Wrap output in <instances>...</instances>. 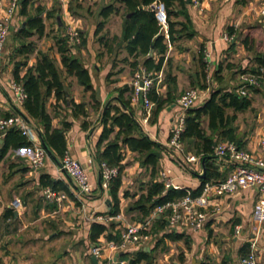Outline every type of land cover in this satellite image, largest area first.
Instances as JSON below:
<instances>
[{
    "label": "crops",
    "instance_id": "crops-1",
    "mask_svg": "<svg viewBox=\"0 0 264 264\" xmlns=\"http://www.w3.org/2000/svg\"><path fill=\"white\" fill-rule=\"evenodd\" d=\"M95 1L98 10L93 13L94 16L89 15L85 0H34L27 5L26 14H22L18 6L11 18L8 40L0 58V114H26L22 105L15 104L9 88L15 62L23 60V54L17 53L20 41L14 39L13 34L19 26L25 24L28 15L37 13V8H40L45 30L42 36L35 34L27 40L33 41L36 49L28 56L27 65H21L19 74L23 75L27 67L34 65L37 50L48 52L59 60L55 42H52L59 33L67 37L68 30H76L78 34L82 32L86 38L85 46L75 49V45H70V52L80 58L88 69L100 107L97 110L91 108L90 92L85 91L73 76H67L65 80L68 98L76 103H86L87 116L73 117L67 104L54 108L53 96L47 102L52 127H61L64 120L71 123L65 134L66 151L77 158L87 171L94 186L91 194L78 193L72 180L48 154L41 168L31 167L32 145L9 149L0 161V264H118L113 260L118 253L120 255L116 260H124L126 264H240L243 246L254 237L258 263L264 264V224L259 225L255 218L259 197L257 187L215 197L214 206L210 207V217L199 230L187 226L173 229L166 223L163 230L153 231V219L150 226L151 240L118 251L108 248L112 242L107 239L110 232L120 231L129 223L142 222L140 213L132 209V205L144 193L147 182L163 180L162 172H165L174 186L195 190L200 186L201 178L197 174L202 172V165L200 160L199 165L191 168L183 153L168 145L169 130L176 112L174 103L165 105L156 116H151L152 106L147 121H143L145 111L142 99L135 96L131 87L132 74L137 68H143V57L134 59L123 46L112 44L111 47L110 42V49L103 45L100 37L104 36L110 41L114 36H121L123 10L120 7L118 13L104 20L100 8L111 0H90L89 4L93 5ZM7 2L0 0V17L4 14ZM187 3L195 34L191 39L168 43L161 69L153 72L154 86L159 95L166 97L167 92H170L175 100L184 89L197 88L200 97L192 107H198L209 98L213 90L237 93L242 74L249 73L251 68L257 71L264 68L256 62L258 56L264 57V0H200L197 6L190 0ZM103 20L104 25L96 31L97 24ZM109 21H114L115 25L107 26ZM225 33L232 35L233 39L226 41L223 38ZM151 51L149 56L156 57L155 52ZM201 53L206 63L204 70L208 68L210 74L219 70L218 78L208 90L198 87L202 83L199 64ZM134 61L137 68L131 64ZM58 63L64 74L65 69ZM243 70L246 73H241ZM71 80L75 81L76 90ZM124 86L131 89L122 92V98L129 100L134 119L143 133L161 145V150L157 152L158 165L152 175L150 167L141 165L140 156L136 152L126 147L123 149L124 168L117 193L119 212L116 215L119 217L109 219L107 217L111 216L109 210L113 200L109 189L102 186V179L98 184L100 167L94 154L102 131L103 107L106 102L119 105L116 98ZM247 96L249 105L245 109L234 111L231 107L226 108V115L230 117L228 128H232V142L238 148L259 155L264 149V73L260 84L252 87ZM84 122L86 128L82 127ZM29 123L36 129L37 124L32 120ZM202 127L206 134L211 133L206 118L202 119ZM225 141L231 140L217 139L216 143ZM102 146L98 149L101 150ZM187 149L185 151L184 148V151L200 157L193 153L197 150L196 145L192 144ZM210 162L219 173L216 181L224 179L234 167V163L215 157L214 154ZM41 174L66 184L70 195L64 192L67 195L65 200L50 203L44 195L46 187L40 184ZM93 222L106 226L114 223V226L107 227L109 229L96 241H91L89 235ZM235 226L240 227L238 232ZM258 230L259 233H256ZM171 231L181 233V238L172 240L162 237ZM93 248H99L100 253L93 254Z\"/></svg>",
    "mask_w": 264,
    "mask_h": 264
},
{
    "label": "trees",
    "instance_id": "trees-1",
    "mask_svg": "<svg viewBox=\"0 0 264 264\" xmlns=\"http://www.w3.org/2000/svg\"><path fill=\"white\" fill-rule=\"evenodd\" d=\"M33 1L21 0L19 3L20 12L26 14L27 5ZM155 3H160L164 7L166 32L158 21L155 11L150 7ZM120 7L123 10L121 36H114L110 41L106 40L103 36L99 40L109 49L110 46H113L112 44L118 47L123 46L134 59L142 56V67L148 72L153 73L161 69L168 43L174 44L184 38L191 39L195 34L188 13L187 0H111L110 3L100 8V15L105 20L111 14L118 13ZM48 15L49 12L47 13V17ZM104 20L97 24L96 31L102 28ZM44 30L45 24L40 8H37L35 15H28L25 19V24L15 30L13 38L20 41L17 53L23 54V60L15 62L13 80L23 85L27 95L22 103V107L26 112L24 114L25 118L28 122L32 120L37 124L36 130L40 140L51 151L53 160L59 162L66 151L65 134L71 123L64 120L61 122V127H52V116L47 112L48 99L52 96L54 97V108H61L62 104L66 105L65 80L67 76H73L83 86L85 91L90 92L91 108L99 109L100 101L98 100L97 91L91 84V75L88 69L80 58L70 52L71 46L65 34L59 33L55 37L56 52L59 54L60 65L65 69L64 74L55 59L48 52L41 50L36 51L34 65L27 67L23 75L19 74L21 65H27L28 56L36 49L34 42L27 40L35 34L42 36ZM164 32L167 34V38ZM229 33H231V30H229ZM79 36L80 43L74 46L77 49L86 44V38L82 32H79ZM109 42L111 43L110 46ZM151 50L155 52L156 57L149 56ZM256 62L259 66H264L263 55L258 56ZM131 64L137 68L136 61ZM199 64L202 72V83L198 87L205 89L207 87L204 70L206 63L203 61L202 53L199 57ZM248 71L249 73H258L256 68H251ZM218 72L219 70L211 74L212 82L218 78ZM241 73L246 72L243 70ZM129 89L128 86H124L119 90V95L116 98L119 105H111L109 102L105 110L103 107L101 112L102 131L97 143L98 147L103 146L101 150L97 147L94 154V159L99 164L105 162L109 166H116L119 171L118 175L112 178L108 184L109 193L113 200V205L109 210V215L111 216H115L119 212L117 193L121 184V172L124 168V164L122 163L124 159L123 149L126 147L130 151L136 152L140 156L141 165L150 167L152 175L156 172L159 160L155 152L161 150V145L151 140L141 130L140 125L133 117L129 100L122 98V92ZM249 90H252V87H249ZM147 96L153 102L151 116H156L165 105L175 102L174 95L167 92V96L163 97L157 93L155 87L148 92ZM69 102L68 108L71 110L73 117L79 115L87 116L86 103H76L72 99ZM248 105L249 99L247 95L241 96L234 91L218 89L213 90L209 98L201 106L191 107L186 111V127L181 137L182 142L190 147L192 144L196 145L197 150L194 153L200 156V160L203 157H207L204 163L205 176L200 179V186L197 189L190 190L192 195L199 194L206 182H215L219 176L216 167L210 162L214 153L213 146L216 144L217 139L234 141L232 128H228L230 117L226 115V108L231 107L234 111H241ZM203 118L207 119V127L211 131L210 134H206L205 129L202 127ZM86 125L84 122L82 127L86 128ZM1 138L3 141L0 145V161L9 149L32 145L16 128L7 130ZM40 184L43 187H50L55 191H63L70 195L66 184L52 179L47 174L40 175ZM185 193L186 189L184 188L169 190L165 187L163 180H151L146 183L144 193L133 203L132 209L140 213V220L143 221L149 217L155 206L178 199L184 196ZM164 216L165 214H161L159 218H154L151 228L153 231H160L165 228L167 221ZM113 226L114 223L106 226L103 223L93 222L90 228V240L96 241L102 233ZM119 233L120 231L110 232L107 239L117 242L119 240ZM181 236V233L175 231L162 235V237H168L172 240L180 239ZM242 252V256L249 252V244L243 246Z\"/></svg>",
    "mask_w": 264,
    "mask_h": 264
},
{
    "label": "built area",
    "instance_id": "built-area-1",
    "mask_svg": "<svg viewBox=\"0 0 264 264\" xmlns=\"http://www.w3.org/2000/svg\"><path fill=\"white\" fill-rule=\"evenodd\" d=\"M20 1L8 0L4 14L0 17V58L8 38L11 18L19 6ZM190 2L194 6H197L200 0H190ZM150 7L155 11L158 21L166 31V15L163 5L155 3ZM262 14L264 15V10H262ZM223 38L229 42L233 39V36L225 33ZM67 40L71 46L77 45L80 43V36L76 30H68ZM205 73L206 90H208L212 79L208 68H206ZM263 73L264 68H260L258 73L242 74L240 76L241 85L237 88V93L241 96L248 95L249 87H255L260 84ZM131 87L135 96H139L142 99L145 111L143 121H147L153 106V102L147 96L148 92L155 87L153 73L146 71L144 68L137 69L132 75ZM9 88L13 94L15 104L18 106L22 105L27 97L23 85L20 82L12 80L9 82ZM199 97L200 90L194 87H188L176 98L173 104L176 106V112L168 137V145L182 152L186 162L193 165H199L200 157L184 151L181 137L186 127V111L194 106ZM11 128L19 130L32 143L33 153L30 158V166L35 169L41 168L44 165L47 152L42 146L37 130L30 125L22 113L16 112L6 116L0 114V137ZM213 152L215 157L234 163L233 169L224 179L215 182H206L197 195H192L189 190H186L184 196L155 206L151 215L145 221L129 223L123 227L119 233V240L117 242H110L108 248L113 251H118L125 249L127 246H136L151 240V220L156 215L161 214H165L168 226L173 229L179 228L180 226H187L193 230H199L210 217V207L214 206L213 201L215 197L227 196L237 190L251 187H257L259 189L255 218L259 225L264 224V149L259 155H255L250 151L238 148L232 141H225L216 143L213 146ZM99 167L102 186L108 188L109 181L118 175V168L116 166H109L105 162H101ZM59 168L65 171L70 177L78 193L88 195L93 192L94 186L90 181L87 171L80 164L79 160L67 151L64 152L60 159ZM162 178L166 188L171 185L174 189L179 188L178 186H174L172 180L167 177L165 172H162ZM44 195L50 203H60L67 198L64 192L55 191L50 187L44 189ZM118 217L119 215H115L107 218L115 219ZM239 229V226H235L236 232ZM257 232L259 233V230ZM250 241L249 252L241 258L240 264H259L254 249L255 237ZM92 252L98 255L100 249L93 248ZM116 262L118 264H126L121 259H117Z\"/></svg>",
    "mask_w": 264,
    "mask_h": 264
},
{
    "label": "water",
    "instance_id": "water-1",
    "mask_svg": "<svg viewBox=\"0 0 264 264\" xmlns=\"http://www.w3.org/2000/svg\"><path fill=\"white\" fill-rule=\"evenodd\" d=\"M187 2H189V0H187ZM151 53H152V51L150 52V54H151ZM64 90H65V95H66V102H67V105H70L69 98H68V93H67V91H66V87H64ZM108 104H109V102H107V103L105 104V106H104V110L106 109V107L108 106ZM2 141H3L2 138H0V145H1ZM41 143H42V146L45 148L47 154L53 158V155H52L51 151L48 149V147H47L42 141H41ZM155 154L158 155L157 152H155ZM206 158H207V157H203V158L201 159L202 172H201L200 174H197V176L200 177V178H202V177L205 176V167H204V163H205V159H206ZM57 163H58L59 166H60V161L57 162ZM63 172H64V174H66L65 171H63ZM66 175H67V174H66ZM67 176H68V175H67ZM68 177H69V176H68ZM69 178H70V177H69ZM100 179H101V177H100L99 180H98V184H99V185H100V183H101V182H100ZM173 188H174V187H173L172 185L168 187L169 190H170V189H173ZM119 255H120V253L116 254L113 260L116 261V258H117Z\"/></svg>",
    "mask_w": 264,
    "mask_h": 264
},
{
    "label": "rangeland",
    "instance_id": "rangeland-1",
    "mask_svg": "<svg viewBox=\"0 0 264 264\" xmlns=\"http://www.w3.org/2000/svg\"><path fill=\"white\" fill-rule=\"evenodd\" d=\"M89 2H90V0H85V3H86V5L85 6H88L89 7V9H88V12H89V15H93L94 16V12H96L98 9H97V3H96V1L94 2V4L93 5H90L89 4ZM90 19V18H89ZM91 20V19H90ZM96 22V21H95ZM86 23H84V25H85ZM115 25V23H114V21H112V22H108V24H107V26H110V27H112V26H114ZM107 28V27H106ZM109 28V27H108ZM7 40H8V38H7ZM7 40H6V43H7ZM52 42L54 43L55 42V39L54 40H52ZM90 43H92L91 42V39H90V41H89ZM6 43H5V46H6ZM56 45L54 44V47H55ZM75 49H77V47L75 48ZM55 50H53V55L55 56L56 54H55V52H54ZM56 58V57H55ZM84 59V58H83ZM84 60H87V58L86 59H84ZM55 61H56V63H57V65L59 64L58 62H59V60H57V58L55 59ZM59 66V65H58ZM213 74V73H212ZM133 75V74H132ZM73 82V87H74V90H76V87H75V81H73V80H71V83ZM180 95V94H179ZM183 145H184V148H185V151L186 150H188L187 148H188V146H186V144L185 143H183ZM190 151H191V148H190ZM193 152V151H192ZM194 153V152H193ZM189 164V166H191V168L193 167V164H190V163H188Z\"/></svg>",
    "mask_w": 264,
    "mask_h": 264
}]
</instances>
